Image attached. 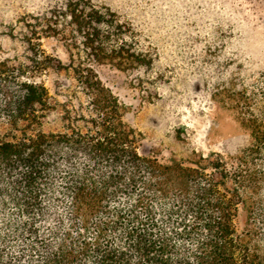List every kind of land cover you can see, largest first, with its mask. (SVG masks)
I'll return each mask as SVG.
<instances>
[{
    "label": "trees",
    "instance_id": "trees-1",
    "mask_svg": "<svg viewBox=\"0 0 264 264\" xmlns=\"http://www.w3.org/2000/svg\"><path fill=\"white\" fill-rule=\"evenodd\" d=\"M64 16L69 63L31 48V71L68 78L63 100L0 56V264H264V69L225 91L246 146L159 161L74 59L141 65L125 25L83 1Z\"/></svg>",
    "mask_w": 264,
    "mask_h": 264
},
{
    "label": "rangeland",
    "instance_id": "rangeland-1",
    "mask_svg": "<svg viewBox=\"0 0 264 264\" xmlns=\"http://www.w3.org/2000/svg\"><path fill=\"white\" fill-rule=\"evenodd\" d=\"M69 1L114 13L141 54L130 69L74 55L124 105L141 155L165 162L193 152L228 156L248 144L225 91L264 69V0H0V56L24 64L23 78L43 83L57 100L66 92L57 82L68 78L52 67L31 71V48L70 62L80 43L67 31Z\"/></svg>",
    "mask_w": 264,
    "mask_h": 264
}]
</instances>
